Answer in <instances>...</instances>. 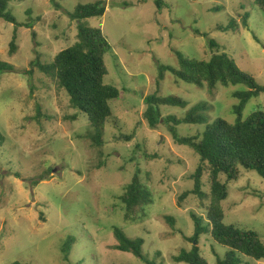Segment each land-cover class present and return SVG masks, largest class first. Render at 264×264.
<instances>
[{"label":"rangeland","instance_id":"374dc122","mask_svg":"<svg viewBox=\"0 0 264 264\" xmlns=\"http://www.w3.org/2000/svg\"><path fill=\"white\" fill-rule=\"evenodd\" d=\"M95 1H11L9 11L19 23L31 21L32 28L16 27L0 17V59L14 67L0 74V264H146L115 248V226H122L129 237L144 238L142 251L157 264H187L173 256L191 247L186 238L194 232L191 212L205 216V211L193 195L180 207L178 196L192 189L188 175L195 171L199 155L189 145L176 143L169 127L181 136L199 135L219 117L234 122L238 99L233 92L247 88L218 83L210 89L182 81L170 71L160 78L159 65L177 68L176 51L198 59L224 52L264 86V10L255 0H164L161 10L154 0H104V15L83 22L101 28L109 41L103 80L118 87L120 95L109 101L112 115L102 145L94 144L88 116L71 106L56 79L37 68L31 77L25 71L37 54L51 62L75 43L78 22L68 13L79 3ZM231 20L236 27L218 29ZM14 34L16 50L11 52ZM209 39L218 47H211ZM152 93L177 95L188 105L161 106L160 124L152 128L142 119L144 99ZM201 102L207 104L203 122L175 125L164 120L182 118ZM257 109L264 110V92L247 102L242 117ZM132 133L131 140L120 137ZM137 172L153 202L142 217L128 221L119 196ZM240 172L227 183L223 222L256 232L264 243V179L255 170L240 167ZM202 183L209 191L207 173ZM167 216L174 219V227ZM69 235L75 242L65 260L62 248ZM199 245L208 264H218L217 258L229 250L210 234L202 235ZM240 256L243 262L264 264V259Z\"/></svg>","mask_w":264,"mask_h":264},{"label":"trees","instance_id":"16d2710c","mask_svg":"<svg viewBox=\"0 0 264 264\" xmlns=\"http://www.w3.org/2000/svg\"><path fill=\"white\" fill-rule=\"evenodd\" d=\"M13 0H0V17L15 24V26H26L32 28L31 21L19 23L15 16L9 11L8 6ZM157 9L161 10L165 4L164 0H154ZM255 4L264 10V0H255ZM214 9H219L216 6ZM106 6L104 0H97L91 3H79L68 15L77 20V40L72 45L59 51L51 62H43L41 56L30 63V69L25 72L31 77L34 69H39L54 77L58 86L66 91L71 106L88 116L90 125L95 129L91 135L94 144L102 145V134L107 120L112 115L109 104L111 99L120 95L118 87L104 83V76L107 74L104 55L110 50L111 45L103 31L99 27L86 25L83 20L91 17L104 15ZM30 15V9L27 10ZM249 15L245 14L244 25ZM31 20V16L28 17ZM236 27L234 20H231L225 27L218 29L227 30ZM195 33L207 36L195 30ZM35 37V32L32 33ZM16 34L10 42V51L15 52ZM211 47H218L216 41L209 39ZM179 66L177 68L159 65V77L162 78L166 71L172 72L178 79L197 86L207 85L214 89L220 83L228 85H244L246 90H236L233 95L238 99L234 105V113L237 115L234 122L224 118H217L206 125V129L199 135H178L174 126L169 130L176 143L192 147L199 155V163L195 171L188 175L193 180V187L183 191L178 196V204L182 206L183 200L189 195L198 199L199 208L205 211V216L191 212L194 222V232L186 236L192 244L190 249H182L179 254L174 255L176 262L187 264H208L201 253L200 237L204 234L210 236L219 244L229 247L223 258H217L218 264H250L243 262L241 254L255 260L264 259V243L258 234L251 230H241L223 222L224 210L221 202L227 197V183L236 180L240 176V167L255 170L264 179V110L257 109L251 112L246 118L242 117V111L247 102L255 96L264 92V86L257 83L255 78L248 72L241 70L234 59L224 52L213 53L209 59H198L184 56L176 51ZM14 67L9 62L0 59V74L13 71ZM146 108L142 119L146 120L152 128L157 127L162 119L161 106L178 105L186 107L188 102L177 96H160L157 93L149 94L144 99ZM205 102L191 106L184 117L177 118L169 116L165 121L171 120L175 125L186 123H199L206 120L204 110ZM38 116H42L41 106H37ZM77 114L72 117L77 118ZM125 140H131L132 134H121ZM3 136L0 133V143ZM155 155H152L153 157ZM208 174L209 191L203 190L202 176ZM226 177L225 181L221 176ZM35 181V180H34ZM37 183V181H35ZM119 199L123 204L124 216L128 221H135L142 217L145 208L153 202L152 193L148 187L141 182L139 173H135L132 180L127 184L125 192ZM167 220L174 227V219L167 216ZM122 226L114 227V234L118 241L115 248L133 254L146 264H157L155 259H148L143 251L144 238L129 237L122 230ZM75 237L68 236L62 248L63 258L68 260ZM76 264L81 262L77 261ZM10 264H23L14 261ZM74 264V263H71Z\"/></svg>","mask_w":264,"mask_h":264}]
</instances>
